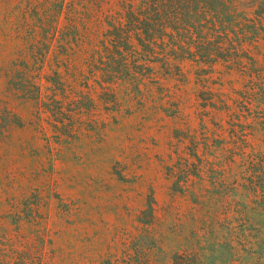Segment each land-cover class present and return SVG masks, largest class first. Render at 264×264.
<instances>
[{"label": "trees", "instance_id": "obj_1", "mask_svg": "<svg viewBox=\"0 0 264 264\" xmlns=\"http://www.w3.org/2000/svg\"><path fill=\"white\" fill-rule=\"evenodd\" d=\"M129 117L170 137L171 200L102 264H264V0H0V148L30 127L20 150L59 153ZM46 207L0 191V264H55Z\"/></svg>", "mask_w": 264, "mask_h": 264}, {"label": "rangeland", "instance_id": "obj_2", "mask_svg": "<svg viewBox=\"0 0 264 264\" xmlns=\"http://www.w3.org/2000/svg\"><path fill=\"white\" fill-rule=\"evenodd\" d=\"M186 70L192 71L186 87L197 90L199 67L188 63ZM119 120L102 137H81L72 149L56 146L59 153L46 148L43 135L32 141L38 154L20 150L14 143L30 141V127L15 130L14 141L0 148V191L19 180L43 190L44 211L51 215L53 232H61L55 236V264H102L109 254L121 255L129 237L139 235L138 217L149 197L159 206L171 200L158 158L168 155L170 137L150 124L141 129L135 117Z\"/></svg>", "mask_w": 264, "mask_h": 264}]
</instances>
